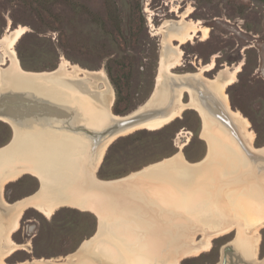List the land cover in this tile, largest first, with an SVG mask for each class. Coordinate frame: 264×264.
Returning <instances> with one entry per match:
<instances>
[{"label":"bare ground","instance_id":"1","mask_svg":"<svg viewBox=\"0 0 264 264\" xmlns=\"http://www.w3.org/2000/svg\"><path fill=\"white\" fill-rule=\"evenodd\" d=\"M191 12L188 8L180 19H163L158 26L149 15L153 34L160 37L158 65L151 99L133 112L147 114L165 109L152 118L115 128L114 121L128 116L111 111L113 92L102 70L83 69L61 57L54 70L28 71L21 67L14 51L26 27L7 29L0 37V94L6 80L10 82L15 74L38 79L28 81V86L6 100L3 108L10 119L16 118L17 107H10L9 102H17L23 112L17 122L0 116L14 132L12 141L0 153V264H7L5 258L19 246L11 235L19 229L25 209L33 207L50 216L61 206L94 213L107 233L115 230L118 236L117 252L103 236L92 243L86 241V256L72 264H96L92 259L94 252H98L104 264L102 255L108 251L114 255L113 261L122 264H178L183 258L208 251L213 237L225 236L235 226L242 234L237 236L236 250L230 253L228 247H223L218 264H257V234L264 227V145L254 146L255 133L249 121L231 107L225 91L235 82L243 63L220 68L208 78L205 72L216 67L213 55L209 63L196 71L174 72L182 66V44L195 37L200 41L209 38L210 28L201 20H187ZM185 77L201 80L216 95L238 126L237 141L214 124L212 115L199 104L191 88L182 86L170 91L174 79ZM185 94L189 95L186 101ZM186 109L194 110L201 119L199 137L207 145L203 159L194 165L188 163L181 149L189 137L179 142L186 133L181 130L176 137L179 150L169 158L117 181L104 183L96 176L106 149L119 136L141 128L160 129ZM80 128L105 134L89 136ZM26 173L38 179V191L14 203L5 201L3 186ZM100 184L116 189H100ZM181 214L195 222L187 238L183 235L187 226L169 220ZM250 228L251 235L247 233ZM195 232L202 236L199 240L194 239ZM69 255L56 260L64 264L61 262ZM53 260L41 258L16 264H52Z\"/></svg>","mask_w":264,"mask_h":264},{"label":"rangeland","instance_id":"2","mask_svg":"<svg viewBox=\"0 0 264 264\" xmlns=\"http://www.w3.org/2000/svg\"><path fill=\"white\" fill-rule=\"evenodd\" d=\"M188 8L192 12L187 20H201L210 28L209 38L200 41L195 37L182 44V66L174 72L196 71L215 55V62L222 65L205 72L212 78L218 69L233 68L242 61V70L225 91L231 107L249 121L255 133L254 146H263L264 0H0V37L7 29L26 27L14 51L21 67L28 71L53 70L61 57L83 69L102 70L113 92L111 111L124 115L143 104L153 90L160 37L153 34L149 15L158 26L163 19H180ZM187 99L185 94L183 100ZM200 129L199 115L186 109L160 129L141 128L121 135L108 146L95 174L99 179H116L172 156L179 150L176 137L181 130L186 133L179 142L189 137L181 149L185 159L200 161L207 152L205 141L199 137ZM11 135V127L0 120V147L9 142ZM39 187L38 179L26 173L3 186L2 198L14 203ZM190 218L181 214L169 220L186 225L183 235L187 238L195 228ZM97 222L94 213L72 207L61 206L50 216L29 207L22 212L19 229L11 235L19 246L5 262L63 259L94 235ZM251 229L247 232L250 235ZM236 230L237 226L225 236L213 237L208 251L183 258L178 264H218L223 247L235 252L241 234ZM193 236L196 240L202 237L199 232ZM257 236L255 262L264 264V227ZM113 260L111 251L102 255L104 264Z\"/></svg>","mask_w":264,"mask_h":264},{"label":"water","instance_id":"3","mask_svg":"<svg viewBox=\"0 0 264 264\" xmlns=\"http://www.w3.org/2000/svg\"><path fill=\"white\" fill-rule=\"evenodd\" d=\"M9 64H10V62H8V64L5 66V68ZM37 80L38 79H36V77L28 76V75H25V74H15L14 79H12L10 82L8 80V83H7V80H6V82H5L6 86H5V88H3V91L0 94V116L7 117L8 120H9L10 118H9L7 112H6L7 109H5L3 107L7 103L8 99L11 98L10 96L12 94L16 93V92H20L23 87L28 86V84H27L28 81L29 82H36ZM74 81H80V80H74ZM11 86H12V88H11ZM182 86H187V87L191 88L192 91H194L195 97L197 98L199 104L204 106V108H206L208 113H210V115H212V117H213L212 121H214V124H217V126L219 128H221L223 130H226L225 131L226 134H228L229 136H232L236 141L238 140L237 138H238V135H240V134H239V130H238V126H237L236 122L224 110L223 106L219 103L216 95L211 90H209L206 86H204V83L201 80L195 79V78L193 79L192 77H185V78H182V79H174V82H171L170 91H173L175 88L182 87ZM151 96H152V93H151V95L147 98V100L143 104H146L148 102V100L151 99ZM187 97L189 98V95ZM7 105H9L10 107H13V108L17 107V109H16L17 112L15 114L16 118L15 119H10V121L17 122L19 120V117L23 116V112L20 111L21 109L20 110L18 109V103L15 102V101H13V102L11 101ZM163 109H165V108H160V109H157L156 111H153V113L149 112L147 114H145L144 112H138V113L134 114V112H133V111H135V109H134V110H132V112H129L127 114L122 115V116H128L124 120L114 121L115 122V123L113 122L114 123L113 124L114 128L115 127H122V126H125V125H128V124L140 121V120H146V119L152 118L156 114H161L162 112H164ZM129 115H131V116H129ZM1 121L5 122L3 120H1ZM5 123H7L9 125L8 122H5ZM79 130H83L89 136L92 133H94V135H97V136H100V137L105 134V132H92L90 130H86V128H80ZM11 131H12L11 138H10V140H9V142L7 144H5V145L0 147V153H1L2 149H4L12 141L14 132H13L12 129H11ZM257 148H259V147H257ZM167 158H169V157H167ZM162 160L157 161V162H161ZM157 162H155V163H157ZM197 162L198 161L188 162V163L190 165H194ZM126 176H124V177H126ZM121 178H123V177L116 178V179H100V180H101V182L106 183V182H111V181H117V180H119ZM107 187L108 188H106L102 184L99 185L100 189H107V190H111V191H114L116 189V187H114V186H107ZM102 223L103 222H99V220H98L97 229H96V232L94 233V235L91 238H89L88 240L83 241L79 245L77 250L75 252L71 253L69 255V257H67L65 259V261L61 262V263L72 264V263L77 262L78 258H80L81 256H86L85 255L86 254V241H88V243H92V242L98 241V239H100V238H103V236H106L108 241L110 240L109 243L114 247V250H116V252H117V250H118V248H117L118 247L117 232L115 230H111L110 229V231L107 233L106 232V228H105V226ZM100 226H102V229H99ZM182 226L183 225H181V227ZM56 259L57 258H55V260H53L52 258H45V260H53L52 264H60V262L58 260H56ZM92 259H94L95 262H97L98 264H101V261H100L101 259H100V256H99L98 252H94L93 253ZM112 262L114 264H122L120 261H112ZM113 263H111V264H113Z\"/></svg>","mask_w":264,"mask_h":264},{"label":"flooded vegetation","instance_id":"4","mask_svg":"<svg viewBox=\"0 0 264 264\" xmlns=\"http://www.w3.org/2000/svg\"><path fill=\"white\" fill-rule=\"evenodd\" d=\"M217 57H218V56H217ZM217 65H222V64H221V63L219 64V63L216 62V66H217ZM196 68H197V67H196ZM213 75H214V74H213Z\"/></svg>","mask_w":264,"mask_h":264}]
</instances>
